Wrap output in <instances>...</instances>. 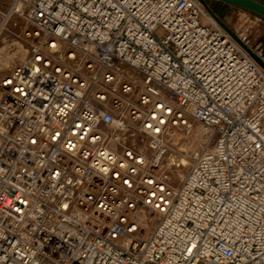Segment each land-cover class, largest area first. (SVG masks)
<instances>
[{
	"label": "built area",
	"instance_id": "obj_1",
	"mask_svg": "<svg viewBox=\"0 0 264 264\" xmlns=\"http://www.w3.org/2000/svg\"><path fill=\"white\" fill-rule=\"evenodd\" d=\"M18 1L0 264H264V68L199 0ZM199 126L175 188L161 168Z\"/></svg>",
	"mask_w": 264,
	"mask_h": 264
},
{
	"label": "bare ground",
	"instance_id": "obj_2",
	"mask_svg": "<svg viewBox=\"0 0 264 264\" xmlns=\"http://www.w3.org/2000/svg\"><path fill=\"white\" fill-rule=\"evenodd\" d=\"M202 6L205 8L203 4ZM12 7L15 8L17 7L18 10L22 8V4L18 0H7V1L0 0V12L7 14L8 17L7 21L10 23L11 27L20 25V20L22 21V23H25L26 22L25 14L20 13L19 16H16L15 12L12 11ZM205 10H206V14H204V19L210 20V17L214 19L211 13L207 9ZM237 34L242 39L244 38L242 34L240 33ZM9 62H10V58L8 57L1 58L0 67L2 68L7 67L10 64ZM201 131L202 128L199 126L192 135L185 137L186 138L184 141V143H186L185 147H183L182 150L180 149L177 155H173V154L170 155L166 165L164 164L161 168V175L165 177V179L169 182V184L174 186L175 188H178L179 185L186 178V175L190 169L194 155H196L200 149Z\"/></svg>",
	"mask_w": 264,
	"mask_h": 264
},
{
	"label": "rangeland",
	"instance_id": "obj_3",
	"mask_svg": "<svg viewBox=\"0 0 264 264\" xmlns=\"http://www.w3.org/2000/svg\"><path fill=\"white\" fill-rule=\"evenodd\" d=\"M208 3L212 7V9H214L218 13L220 12L225 13L226 16L221 18L226 22V24L229 27H231L234 31H236V33H240L242 34L243 37H246V40L248 41L249 45L255 46L257 43L260 42L264 46V28L258 25L254 16H251V14H254L256 16L255 13L249 12L248 10L245 9H241L240 11L236 10L235 12L228 14L230 10L228 9V7H226V5H224V3H221L218 0H208ZM22 24L23 23L20 20V25L14 26L13 30H15V32L14 31L13 32L14 33L19 32V30H21L23 26ZM8 25L10 26L9 22ZM10 28L12 27L10 26ZM157 34L162 37L164 36L165 32L162 28H158ZM185 145L186 143L183 144L182 146L185 147ZM197 264H206V263L204 260H200Z\"/></svg>",
	"mask_w": 264,
	"mask_h": 264
},
{
	"label": "water",
	"instance_id": "obj_4",
	"mask_svg": "<svg viewBox=\"0 0 264 264\" xmlns=\"http://www.w3.org/2000/svg\"><path fill=\"white\" fill-rule=\"evenodd\" d=\"M205 8L211 13L216 22L220 24L228 34L236 40L263 68L264 61L260 56H258L253 49L242 39L232 28H230L226 22L212 9L208 0H199ZM233 6L240 7L242 9L248 10L249 12L255 13L256 15L264 18V3L258 0H218Z\"/></svg>",
	"mask_w": 264,
	"mask_h": 264
},
{
	"label": "crops",
	"instance_id": "obj_5",
	"mask_svg": "<svg viewBox=\"0 0 264 264\" xmlns=\"http://www.w3.org/2000/svg\"><path fill=\"white\" fill-rule=\"evenodd\" d=\"M262 3H264V0H258ZM221 3H224V2H221ZM224 5H226V7H228V9L230 10L228 14H231L232 12H235L236 10L240 11L242 8L240 7H237V6H233L231 4H227V3H224ZM214 10V9H213ZM215 11V10H214ZM218 15H220V17H224L226 16L225 13L223 12H220L218 13L217 11H215ZM251 14V13H250ZM251 16H254V18L256 19V22L258 23V25H260V27H263L264 28V18L260 17V16H255L254 14H251Z\"/></svg>",
	"mask_w": 264,
	"mask_h": 264
},
{
	"label": "snow or ice",
	"instance_id": "obj_6",
	"mask_svg": "<svg viewBox=\"0 0 264 264\" xmlns=\"http://www.w3.org/2000/svg\"><path fill=\"white\" fill-rule=\"evenodd\" d=\"M55 45H53L54 47ZM37 59H40V57H37ZM6 83H11V81H6ZM17 91H19V89H17ZM149 127H151V125H149ZM156 131H159V129H156ZM57 136H59V133L56 134V136L53 137V140H55L57 138ZM33 143H35V141H33ZM125 183H128L127 181H125ZM65 207H67V205H65ZM189 251H191V249H189Z\"/></svg>",
	"mask_w": 264,
	"mask_h": 264
}]
</instances>
